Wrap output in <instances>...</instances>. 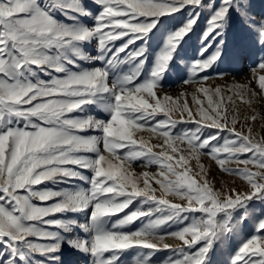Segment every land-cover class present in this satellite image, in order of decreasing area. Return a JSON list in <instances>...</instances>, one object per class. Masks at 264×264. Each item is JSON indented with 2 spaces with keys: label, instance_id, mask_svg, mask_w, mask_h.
<instances>
[{
  "label": "snow or ice",
  "instance_id": "6c2138e0",
  "mask_svg": "<svg viewBox=\"0 0 264 264\" xmlns=\"http://www.w3.org/2000/svg\"><path fill=\"white\" fill-rule=\"evenodd\" d=\"M255 9L253 0H0V264H264L255 131L258 121L264 131V11ZM205 13L201 58L186 63L185 38ZM244 60L254 65L246 83L207 84L209 69ZM173 75L193 91H165ZM203 157L231 182L217 187ZM249 219L254 230L218 262Z\"/></svg>",
  "mask_w": 264,
  "mask_h": 264
},
{
  "label": "rangeland",
  "instance_id": "374dc122",
  "mask_svg": "<svg viewBox=\"0 0 264 264\" xmlns=\"http://www.w3.org/2000/svg\"><path fill=\"white\" fill-rule=\"evenodd\" d=\"M253 3L256 5L255 11L257 12L264 11V0H253ZM186 15H187L186 13L183 15L177 14L174 19H166L164 21V24L160 26L161 29H163L165 25H169V27L179 25L183 20L186 19ZM206 19H207V13H205L204 15L200 17L198 25L196 26L195 30L192 33H190L189 36L185 38L186 42L183 44L181 55L182 57H184L186 63H190L194 58H201L200 57V49L202 47L201 35H202V31L206 27ZM238 29H239L238 24H234L233 34H230L227 37V42L230 43L234 39L235 33L238 32ZM151 43H152L153 48H156L157 45L161 43V33H157L156 36L151 41ZM213 51H214V47H209L208 51L204 53L203 58H207L208 56H210ZM214 67H216L217 71H224L225 74L221 78L217 76V71H214L213 69H209L207 72V75L210 77V79L207 81V84L212 85V86L219 85L222 87H228L233 83H246L249 79H251L252 68L254 67V65L249 60H244L243 62L237 65H229L225 63V64H218ZM180 82L181 81L178 76L173 75L169 77L167 83L165 84V87H166L165 91L169 92L173 96L179 94L181 91H184V90H187L189 93L193 91L195 85H183L182 86ZM252 86L255 87V84H253ZM261 103H264V102H261V101L257 102V105H256L257 111L260 110ZM246 111H247L246 108L244 106H241L240 108L241 119L243 115L246 114ZM180 127L181 128L194 127V125H181ZM237 128L239 130L240 125H238ZM255 131L259 134L264 135V131H262L261 123L259 121L257 122ZM139 135H144L145 138H147L149 134L145 132ZM202 162L205 164L206 167L211 168V175L215 178L217 187H219L220 184L224 181H228L229 183L231 182V178L227 177L224 174H220L218 170L215 168L214 164L210 162V160L207 157H203ZM144 170L155 171V168L153 167L150 169H144L142 167L136 166L137 172H142ZM236 186L239 187V184L237 183ZM120 215L122 216L123 213H121ZM113 219H116V218H113ZM138 227H140V222L136 221L134 224L127 226L125 230H135ZM254 227H255V222L252 221L251 219L247 220V222L242 221L238 228L239 234L225 241V243L220 246V248L217 250L215 259L218 262L225 260L227 258V253L230 247H233L236 244H238L240 240L244 239L245 234L254 230ZM52 230H55V229H52ZM167 242L173 243V241L171 240H168ZM166 255L167 253H157L153 259L162 260L166 257ZM65 258H68V257L65 256ZM37 259H41V258L37 257ZM71 259L76 261V264H78L77 263L78 259L82 262V264H87L86 259H84L82 256L81 257L74 256V257H71Z\"/></svg>",
  "mask_w": 264,
  "mask_h": 264
},
{
  "label": "bare ground",
  "instance_id": "6f19581e",
  "mask_svg": "<svg viewBox=\"0 0 264 264\" xmlns=\"http://www.w3.org/2000/svg\"><path fill=\"white\" fill-rule=\"evenodd\" d=\"M77 263H78V264H82V262H81L79 259L77 260Z\"/></svg>",
  "mask_w": 264,
  "mask_h": 264
}]
</instances>
